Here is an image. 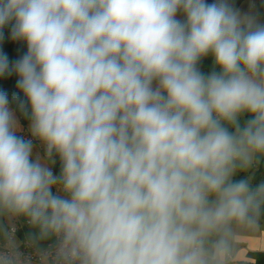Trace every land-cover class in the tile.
I'll list each match as a JSON object with an SVG mask.
<instances>
[{"label":"clouds","instance_id":"clouds-1","mask_svg":"<svg viewBox=\"0 0 264 264\" xmlns=\"http://www.w3.org/2000/svg\"><path fill=\"white\" fill-rule=\"evenodd\" d=\"M5 27L27 50L10 60L0 49V78L15 75L22 94L0 90V264H33L29 246L39 264H217L229 226L257 223L254 11L233 0H0V43ZM5 220L30 231L19 239Z\"/></svg>","mask_w":264,"mask_h":264},{"label":"crops","instance_id":"crops-1","mask_svg":"<svg viewBox=\"0 0 264 264\" xmlns=\"http://www.w3.org/2000/svg\"><path fill=\"white\" fill-rule=\"evenodd\" d=\"M4 32L6 39L4 40V43H0V48L10 56V60L18 59L24 52H26V44L22 41L13 42L10 39L9 27H5ZM205 68L208 69V65L205 64ZM16 79L17 77L15 75L0 78V90L7 89L10 98L13 93L19 91L15 87ZM19 115L20 113L17 112V116ZM23 119L24 118L21 116L19 120L21 131L18 134L31 139L29 131L25 130ZM34 143V151L42 155L43 148L39 142ZM261 167H264V165H261ZM262 179H264V171L259 172L257 180L253 183H258ZM15 222L16 220H11L6 225L10 227L14 225ZM29 231L30 229L28 225L23 222L17 229L16 236L19 239H23ZM227 241V250L218 258L217 264H264V219L258 220L254 225L233 222L229 226ZM33 264H39V262L33 261Z\"/></svg>","mask_w":264,"mask_h":264},{"label":"rangeland","instance_id":"rangeland-1","mask_svg":"<svg viewBox=\"0 0 264 264\" xmlns=\"http://www.w3.org/2000/svg\"><path fill=\"white\" fill-rule=\"evenodd\" d=\"M209 2H211V0H209ZM234 5L241 12H245V13L249 12V11L256 12L258 17L262 21H264V0H240L239 3L234 4ZM2 43H4V41ZM8 57L10 58L9 55H8ZM204 64L208 65V69H206L205 66H204V67H201V70L204 71L205 73L211 71V65H212L211 59L210 58H206ZM3 91H7V89H3ZM8 91H10V90H8ZM16 93L18 95H21V93H19V91L16 92ZM18 117H19V120H20L21 115H19ZM23 120H24L25 130L28 131V122H27V120L25 118ZM262 165H264V164H262ZM53 170H54V172L58 173L57 169L56 170L53 169ZM262 171H264V167H261V165H260L257 168L252 169L250 175L253 176L256 172H262ZM253 182H255V181H253ZM9 221H11V220H5V224H7Z\"/></svg>","mask_w":264,"mask_h":264},{"label":"built area","instance_id":"built-area-1","mask_svg":"<svg viewBox=\"0 0 264 264\" xmlns=\"http://www.w3.org/2000/svg\"><path fill=\"white\" fill-rule=\"evenodd\" d=\"M21 223H23L22 220H21V221H16L14 225L10 226V228H12V229L15 231V234H16V232H17V229H18L19 226L21 225ZM25 251H26V253H27L28 255L31 256L32 261H37V262H39V260H38V256H37V254L35 253V251L32 249L31 246L27 247V248L25 249Z\"/></svg>","mask_w":264,"mask_h":264},{"label":"trees","instance_id":"trees-1","mask_svg":"<svg viewBox=\"0 0 264 264\" xmlns=\"http://www.w3.org/2000/svg\"><path fill=\"white\" fill-rule=\"evenodd\" d=\"M239 1H240V0H233V3H234V4H237V3H239ZM204 63H205V60L202 61L200 67H204V66H205ZM54 169H55V170L57 169V171H59V162H58V161H57V164H56V166L54 167ZM258 174H259V172H256V173L252 176L253 181L257 180ZM260 219H264V213L261 214L259 220H260Z\"/></svg>","mask_w":264,"mask_h":264}]
</instances>
